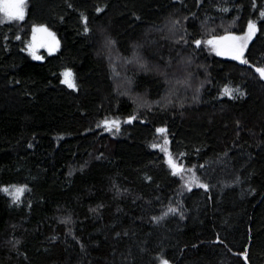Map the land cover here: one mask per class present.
Here are the masks:
<instances>
[{"label":"trees","instance_id":"obj_1","mask_svg":"<svg viewBox=\"0 0 264 264\" xmlns=\"http://www.w3.org/2000/svg\"><path fill=\"white\" fill-rule=\"evenodd\" d=\"M262 12L264 0H28L22 22L0 23V264H264ZM251 20L247 63L211 52ZM35 26L58 52L30 56ZM14 185L18 202L3 192Z\"/></svg>","mask_w":264,"mask_h":264},{"label":"snow or ice","instance_id":"obj_2","mask_svg":"<svg viewBox=\"0 0 264 264\" xmlns=\"http://www.w3.org/2000/svg\"><path fill=\"white\" fill-rule=\"evenodd\" d=\"M25 6H26V0H0V13H3V18H0V23H5V22H13V21H22L24 19L25 16ZM261 16H264V12L261 13ZM249 28V32L251 33L254 29H255V25L252 23H249L248 25ZM36 32H44L47 33L48 36L52 37V39L54 40L55 37L52 33L48 32L47 29L45 28H37L35 29ZM35 38V37H34ZM17 39H19V37H17ZM242 38L240 37H234V36H223L220 37L218 40H209L207 41V43L209 45L212 46H217V45H224L223 50L220 47L216 48V53L217 55H223L225 54V52L229 53L231 55V58L233 59H239L241 63H247L246 60H244L243 57V49L244 47H246V43L245 44H240L237 45L235 43H231V44H225V42H229V41H237L240 40ZM196 46L199 47L201 41H196ZM51 51V48H50ZM36 59H40V57H34ZM256 71L260 74L261 78H264V68H257ZM65 79L63 81V83H65L69 88H76V84L74 82L73 79V74L71 73V71H66L65 73H63ZM225 94L228 96L232 95V90L230 89H225ZM235 91H239L238 89ZM241 95H243V93H240ZM130 122V121H128ZM105 126H107L108 122L105 121ZM112 124L116 125L117 130H118V122L117 121H113ZM109 131L111 130L110 128L108 129ZM158 131L160 132H165V129H159ZM168 141L165 139V144H167ZM163 150V149H162ZM168 163L170 165V167L173 169V174H178L179 172L183 171V169L179 168L177 166V164L173 161V159L171 158V154L169 153V160ZM191 183H198L197 178L195 177V175L193 174L192 179L190 181ZM199 187H203V188H207V185L204 184H198ZM5 192L8 191V189H4ZM24 191L23 188H17L14 190L15 195H14V202H18L20 195L22 194ZM169 211L171 212H175V209H170ZM167 215V213H166ZM247 258L246 254H245V259ZM163 264H168V262L165 260L163 261Z\"/></svg>","mask_w":264,"mask_h":264},{"label":"rangeland","instance_id":"obj_3","mask_svg":"<svg viewBox=\"0 0 264 264\" xmlns=\"http://www.w3.org/2000/svg\"><path fill=\"white\" fill-rule=\"evenodd\" d=\"M24 11H25V16H24V19H25L27 16V13H28V0H26V6H25ZM0 17L3 18V13H0ZM22 21H13V22H22ZM5 23H11V22H5ZM249 23H252L255 25V29L251 33L249 32V28L247 26L246 30L243 33H235V34L229 33V34L223 35V36H234V37L242 38V39L234 41V42H232V41L225 42V44L235 43L237 45H240V44L246 43V47H244V49H243V57H242L244 60H245L246 49L255 40V38L257 37L258 31H259L258 23L256 20H251ZM37 28L47 29L48 32H50L54 35L55 39L53 40L52 37L47 35V33L36 32L35 29H37ZM223 36L214 37V38H211L210 40H218L220 37H223ZM207 46L209 47L211 52L215 55H217V53H216L217 47H220L222 50L224 48V45H217L214 47L212 45H209L208 43H207ZM50 48H51V51H50ZM59 49H60V40L57 37L55 32H53L52 30H50L49 28H47L45 26H35L33 28V32L31 34V37L27 41V48H26L27 52L30 54V56L33 59H36L34 57H40V59L44 58L43 57L44 51L47 52L48 54H55L56 52H58ZM217 56L222 57V58H226V59L240 61L239 59L231 58V55L227 52H225V54H223V55H217ZM67 71H69V70H67ZM65 72L66 71H64V73ZM64 79H65V77H64ZM73 79H74V75H73ZM107 122H108L107 126H109V127L114 126V124H112L113 121H107ZM179 173H181V172H179ZM193 174L195 175L193 170H188L185 173L186 179L189 182L191 181ZM195 177H196V175H195ZM17 188H23L25 190L24 186H22V185H14V186L5 187L4 189H8V191L5 192L3 189V192L10 195L14 199V195H15L14 190ZM23 193H24V191H23ZM22 194H19V195L22 196ZM160 264H163V262H161Z\"/></svg>","mask_w":264,"mask_h":264}]
</instances>
